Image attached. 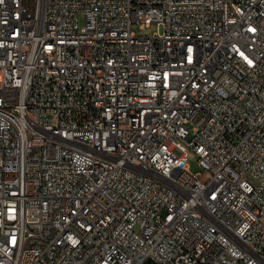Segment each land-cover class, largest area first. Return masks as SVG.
<instances>
[{"label": "built area", "instance_id": "built-area-1", "mask_svg": "<svg viewBox=\"0 0 264 264\" xmlns=\"http://www.w3.org/2000/svg\"><path fill=\"white\" fill-rule=\"evenodd\" d=\"M0 264H264V0H0Z\"/></svg>", "mask_w": 264, "mask_h": 264}, {"label": "rangeland", "instance_id": "rangeland-1", "mask_svg": "<svg viewBox=\"0 0 264 264\" xmlns=\"http://www.w3.org/2000/svg\"><path fill=\"white\" fill-rule=\"evenodd\" d=\"M78 20L79 24H81L83 20L81 12L78 13ZM131 29L135 34H151L152 32L159 29V27L155 23H150L144 27H140L135 24L131 27ZM186 163L188 164L189 170L191 172L199 173L201 176L204 175V169L197 162V155L191 150H188ZM247 176L250 177L249 174H247Z\"/></svg>", "mask_w": 264, "mask_h": 264}, {"label": "bare ground", "instance_id": "bare-ground-1", "mask_svg": "<svg viewBox=\"0 0 264 264\" xmlns=\"http://www.w3.org/2000/svg\"><path fill=\"white\" fill-rule=\"evenodd\" d=\"M207 223H214V216H207Z\"/></svg>", "mask_w": 264, "mask_h": 264}]
</instances>
